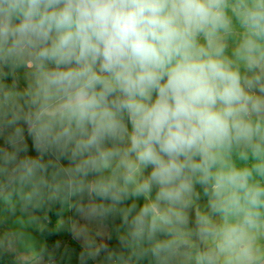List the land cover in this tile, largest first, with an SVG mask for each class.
Instances as JSON below:
<instances>
[{
	"label": "clouds",
	"instance_id": "9594fccd",
	"mask_svg": "<svg viewBox=\"0 0 264 264\" xmlns=\"http://www.w3.org/2000/svg\"><path fill=\"white\" fill-rule=\"evenodd\" d=\"M0 178L108 264H264V0H0Z\"/></svg>",
	"mask_w": 264,
	"mask_h": 264
},
{
	"label": "rangeland",
	"instance_id": "374dc122",
	"mask_svg": "<svg viewBox=\"0 0 264 264\" xmlns=\"http://www.w3.org/2000/svg\"><path fill=\"white\" fill-rule=\"evenodd\" d=\"M4 197L1 198L4 201L0 202V250L11 254L16 264H108L106 257L109 253L125 252L120 243L124 229L118 214L103 219H87L76 211L77 200L73 197L69 201H47L38 207L27 205L23 210H18L21 214L18 216V211L12 215L14 208L10 209L5 201L17 196ZM204 203L203 198L194 202L188 210L190 218L197 209L203 208ZM55 209L58 211L53 229L59 242L48 249L42 231L49 220V213ZM89 241L94 247L102 246L95 257L85 255L92 250L88 247ZM201 247L203 245L195 241V247L191 250L193 255ZM191 262L194 264V260H184L182 264ZM128 264H152V259L145 256L138 261L129 260Z\"/></svg>",
	"mask_w": 264,
	"mask_h": 264
},
{
	"label": "trees",
	"instance_id": "16d2710c",
	"mask_svg": "<svg viewBox=\"0 0 264 264\" xmlns=\"http://www.w3.org/2000/svg\"><path fill=\"white\" fill-rule=\"evenodd\" d=\"M57 211L58 210L55 209V211L49 213V220L45 224L44 229L42 231V235L46 238L48 249H51L59 242L58 239L54 236V229H53V224L56 219ZM0 264H16V263L14 262L13 256L11 254H8L0 250Z\"/></svg>",
	"mask_w": 264,
	"mask_h": 264
},
{
	"label": "crops",
	"instance_id": "0c3cea01",
	"mask_svg": "<svg viewBox=\"0 0 264 264\" xmlns=\"http://www.w3.org/2000/svg\"><path fill=\"white\" fill-rule=\"evenodd\" d=\"M0 189L3 190V193L0 194V202L4 201L1 199L3 196H5L4 198H6L9 195H16L17 196V192L15 191V186L12 184H9L7 182V180L4 178H0ZM5 201H6V204L10 206V209L14 208L13 209L14 213L12 215H14L18 210H23V208H26V205H24L18 199V196L15 198L9 199V200H5ZM31 215H34V214L31 213ZM18 216H21L20 211H18ZM259 243L261 244L262 248H264V240L259 241ZM191 264H193V263L191 262Z\"/></svg>",
	"mask_w": 264,
	"mask_h": 264
}]
</instances>
